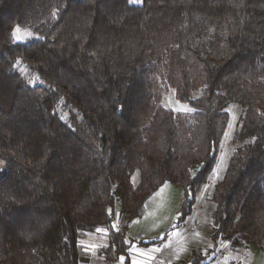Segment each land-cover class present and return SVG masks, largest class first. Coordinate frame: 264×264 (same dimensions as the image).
<instances>
[{
    "label": "trees",
    "instance_id": "16d2710c",
    "mask_svg": "<svg viewBox=\"0 0 264 264\" xmlns=\"http://www.w3.org/2000/svg\"><path fill=\"white\" fill-rule=\"evenodd\" d=\"M17 26L35 37L16 42ZM169 89L191 111L162 106ZM232 103L211 247L182 264L264 240V0H0V264H80L100 227L105 264L164 242L208 183ZM165 182L184 192L174 226L129 239Z\"/></svg>",
    "mask_w": 264,
    "mask_h": 264
},
{
    "label": "rangeland",
    "instance_id": "374dc122",
    "mask_svg": "<svg viewBox=\"0 0 264 264\" xmlns=\"http://www.w3.org/2000/svg\"><path fill=\"white\" fill-rule=\"evenodd\" d=\"M25 33H30L31 35L24 37ZM21 35L24 38L14 40L22 43L35 37L29 29H21ZM19 69L30 81L39 83L37 76L26 67L19 65ZM161 104L176 112L191 111L189 106L179 102L175 98L173 89H169ZM226 111L228 113V122L221 139L216 164L207 185L196 199L193 210L186 218L183 226L172 230L165 238L166 232L174 226L178 216V208L181 207L184 201L182 188L168 182L163 183L146 199L142 215L129 223V231H127L129 239L142 238L144 241H157L165 238V241L160 245H164V248L160 249V257L167 264L184 263L192 254L205 255V251L211 247L210 220L211 211L214 208L211 193L215 182L223 176L228 157L233 149L232 137L237 130L241 107L238 104L232 103L227 107ZM136 179V176H134V180ZM118 223L119 219L116 218L113 225L118 226ZM106 242V229L100 227L94 234L89 236L88 240L85 241V245L88 249L92 250L94 246L101 247ZM214 255L210 264H264V240L260 246L243 244L237 247H231L229 241H222L219 251ZM117 264H121V259L117 261Z\"/></svg>",
    "mask_w": 264,
    "mask_h": 264
},
{
    "label": "crops",
    "instance_id": "0c3cea01",
    "mask_svg": "<svg viewBox=\"0 0 264 264\" xmlns=\"http://www.w3.org/2000/svg\"><path fill=\"white\" fill-rule=\"evenodd\" d=\"M127 231H129V226H128ZM126 236H127V233H126ZM133 240H143V239L138 238V239H133ZM160 245H161V243L156 244V245H152L149 247H136V246L132 247L129 250V254H128L129 255V264H167V262L164 261V259H162L160 257V249L164 248V245H162V246H160ZM84 246L86 248V256H84L80 260V264H105L102 261V259L100 257H98V255L96 254V250L99 247L94 246V249L91 250V249H88L86 247V245H84ZM192 257H193V254L185 262H188ZM118 260L119 259H115L111 264H117ZM121 264H123L122 259H121ZM180 264H182V263H180Z\"/></svg>",
    "mask_w": 264,
    "mask_h": 264
},
{
    "label": "snow or ice",
    "instance_id": "6c2138e0",
    "mask_svg": "<svg viewBox=\"0 0 264 264\" xmlns=\"http://www.w3.org/2000/svg\"><path fill=\"white\" fill-rule=\"evenodd\" d=\"M138 2H139V0H129V3H138ZM30 35H31L30 33H25L24 37H27V36H30ZM12 36L16 40H20V39L24 38L21 35V29L19 28V26H17L16 28L13 29Z\"/></svg>",
    "mask_w": 264,
    "mask_h": 264
}]
</instances>
